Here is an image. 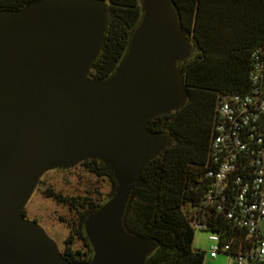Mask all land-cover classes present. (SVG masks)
I'll return each instance as SVG.
<instances>
[{
  "label": "water",
  "instance_id": "1",
  "mask_svg": "<svg viewBox=\"0 0 264 264\" xmlns=\"http://www.w3.org/2000/svg\"><path fill=\"white\" fill-rule=\"evenodd\" d=\"M143 16L115 73L90 78L105 44L104 0H39L0 10V264H72L25 209L41 179L87 160L116 182L85 223L93 259L76 264H147L158 244L125 225L143 168L174 143L149 120L188 100L178 65L195 46L172 0H142Z\"/></svg>",
  "mask_w": 264,
  "mask_h": 264
},
{
  "label": "trees",
  "instance_id": "2",
  "mask_svg": "<svg viewBox=\"0 0 264 264\" xmlns=\"http://www.w3.org/2000/svg\"><path fill=\"white\" fill-rule=\"evenodd\" d=\"M37 1L0 0V10H20ZM104 1L110 13L104 48L90 72L94 80H105L115 73L143 16L142 0ZM172 2L184 33L195 46L192 58L178 65L188 100L178 110L149 120L150 132L171 135L174 143L143 168L142 179L148 189L133 193L125 225L132 234L158 244L147 264H204L205 253L194 250L193 243L195 225L205 220L210 226L205 231L230 243L233 253L246 255L255 247L254 239L245 230L221 216L204 214L203 202L211 184L207 174L218 102L222 95L245 94L251 89L253 53L264 47V0ZM82 165L111 180L112 193L107 199L95 202L90 198H70L51 188L45 192L75 214L68 223L70 235L61 251L72 264L93 259L85 223L112 197L117 186L100 161L87 160ZM76 242L83 243L84 252L75 249Z\"/></svg>",
  "mask_w": 264,
  "mask_h": 264
},
{
  "label": "built area",
  "instance_id": "3",
  "mask_svg": "<svg viewBox=\"0 0 264 264\" xmlns=\"http://www.w3.org/2000/svg\"><path fill=\"white\" fill-rule=\"evenodd\" d=\"M253 61L250 91L220 96L207 174L211 184L203 202L204 214L223 217L255 241L243 255L213 234L210 257L225 255L229 264H264V47ZM195 227L210 228L207 220Z\"/></svg>",
  "mask_w": 264,
  "mask_h": 264
},
{
  "label": "rangeland",
  "instance_id": "4",
  "mask_svg": "<svg viewBox=\"0 0 264 264\" xmlns=\"http://www.w3.org/2000/svg\"><path fill=\"white\" fill-rule=\"evenodd\" d=\"M48 188L66 197L90 198L100 202L112 193L113 185L107 176L93 174L82 164L71 170L51 171L44 175L25 209L26 219L36 221L58 244L60 251H63L65 241L70 235L68 223L75 218V214L68 207L48 198L45 194ZM261 231L264 235V223ZM212 235L209 231L196 229L193 249L205 253L204 264H229L225 255H220L216 260L210 257L211 249L215 245L210 240ZM75 249L84 252L83 243L76 242Z\"/></svg>",
  "mask_w": 264,
  "mask_h": 264
}]
</instances>
